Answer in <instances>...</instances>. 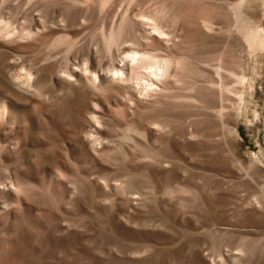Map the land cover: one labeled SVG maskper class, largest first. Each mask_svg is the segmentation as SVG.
I'll list each match as a JSON object with an SVG mask.
<instances>
[{"label": "rangeland", "instance_id": "obj_1", "mask_svg": "<svg viewBox=\"0 0 264 264\" xmlns=\"http://www.w3.org/2000/svg\"><path fill=\"white\" fill-rule=\"evenodd\" d=\"M0 264H264V0H0Z\"/></svg>", "mask_w": 264, "mask_h": 264}, {"label": "bare ground", "instance_id": "obj_2", "mask_svg": "<svg viewBox=\"0 0 264 264\" xmlns=\"http://www.w3.org/2000/svg\"><path fill=\"white\" fill-rule=\"evenodd\" d=\"M141 58H143V57L140 56V55L137 56L136 54H134V55L131 56V59H130V60H135V61L137 60V61H138V59H141ZM138 62H139V61H138ZM122 72H123V71H120V73H122Z\"/></svg>", "mask_w": 264, "mask_h": 264}]
</instances>
